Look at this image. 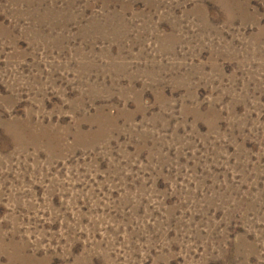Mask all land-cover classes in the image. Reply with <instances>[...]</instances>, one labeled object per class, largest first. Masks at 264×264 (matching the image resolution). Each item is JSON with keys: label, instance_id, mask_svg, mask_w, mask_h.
Instances as JSON below:
<instances>
[{"label": "rangeland", "instance_id": "374dc122", "mask_svg": "<svg viewBox=\"0 0 264 264\" xmlns=\"http://www.w3.org/2000/svg\"><path fill=\"white\" fill-rule=\"evenodd\" d=\"M0 264H264V0H0Z\"/></svg>", "mask_w": 264, "mask_h": 264}]
</instances>
